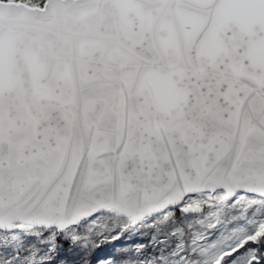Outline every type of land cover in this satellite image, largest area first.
I'll return each mask as SVG.
<instances>
[{
	"label": "snow or ice",
	"instance_id": "6c2138e0",
	"mask_svg": "<svg viewBox=\"0 0 264 264\" xmlns=\"http://www.w3.org/2000/svg\"><path fill=\"white\" fill-rule=\"evenodd\" d=\"M0 264H264V0H0Z\"/></svg>",
	"mask_w": 264,
	"mask_h": 264
},
{
	"label": "rangeland",
	"instance_id": "374dc122",
	"mask_svg": "<svg viewBox=\"0 0 264 264\" xmlns=\"http://www.w3.org/2000/svg\"><path fill=\"white\" fill-rule=\"evenodd\" d=\"M131 239H133V238H126V240H131ZM134 239H139V237H136V238H134Z\"/></svg>",
	"mask_w": 264,
	"mask_h": 264
}]
</instances>
